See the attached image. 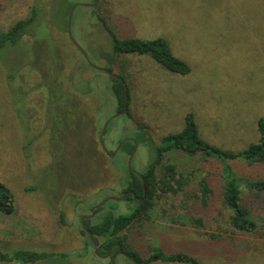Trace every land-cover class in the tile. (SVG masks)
Masks as SVG:
<instances>
[{"label": "rangeland", "instance_id": "rangeland-1", "mask_svg": "<svg viewBox=\"0 0 264 264\" xmlns=\"http://www.w3.org/2000/svg\"><path fill=\"white\" fill-rule=\"evenodd\" d=\"M95 1L0 0V30L29 16L33 5L42 11L37 27L44 32L35 37L36 56L26 49L32 45L26 36L23 47L3 51L4 57L23 64L16 70V79L10 81V67L0 63V181L15 199V212L0 214V251L28 249L68 255L34 264L110 261V257L95 254V247L87 243L80 231L81 219L91 215V207L105 197L122 194L130 153L118 150L110 158L102 150L98 140L101 128L117 111L111 82L66 40L67 6ZM98 16L120 38L165 37L174 55L189 64L190 73L169 72L140 55L116 57L111 68L107 61L112 53L111 38ZM71 32L95 66L127 75L131 115L112 119L103 142L112 153L122 139L138 135L131 160L136 171L143 172L155 159V146L162 137L183 128L187 112H193L202 138L210 144L240 151L257 140L256 123L264 118V0H99L95 7L74 8ZM32 60L42 67H29L27 61ZM34 69L43 70L44 79L61 77L62 90L92 100L88 102L95 119L92 133L83 124L64 134L67 145L49 139V134L57 138L61 129L50 128L53 123L45 117L46 85L36 82L40 78ZM43 121L49 122L48 127L44 128ZM73 146L82 148L81 152L70 151ZM232 164L240 176L264 179V163ZM214 166L209 169L214 171ZM157 174L162 179L153 212L142 224H133L122 233L143 257L158 248L166 254L189 253L201 264H264V191H242V202L258 223L256 234L233 233L228 224L231 212L220 201V178L214 185L213 200L202 208L192 196L198 177L187 183L185 191L172 194L164 192L165 182L170 175H177L161 170ZM186 199L185 208L196 216L205 215L204 228L172 222L178 211L185 212V208L179 209ZM133 207L132 202L111 199L89 220L96 223L109 211L124 214ZM114 264L134 263L118 253Z\"/></svg>", "mask_w": 264, "mask_h": 264}, {"label": "trees", "instance_id": "trees-1", "mask_svg": "<svg viewBox=\"0 0 264 264\" xmlns=\"http://www.w3.org/2000/svg\"><path fill=\"white\" fill-rule=\"evenodd\" d=\"M70 7L71 5L67 6L65 18L67 17ZM41 15L42 11L39 10L37 6L33 5L29 16L17 20L5 30H0V63L2 67H10L9 71L6 70L10 73L7 77L10 78V81L16 79V70L22 67L23 64H16L15 60L4 57L3 51L8 49L14 51L20 46L23 47L22 41L24 37L28 36L32 40V45L26 49L30 48L31 52L36 56L35 51L38 44L34 42L35 37L37 34H42L44 32V30H39V27H37L39 26L38 23ZM98 19L111 38L112 53L110 57L107 58L111 68L116 57L140 55L149 57L169 72L179 75H187L190 73L191 68L189 64L174 55L170 43L165 37L158 36L152 39L137 37L120 38L107 24L104 18L98 16ZM35 28L37 29L35 30ZM66 40L71 46L77 49L70 41L69 37H66ZM76 51L79 50L77 49ZM62 59L64 60V57L60 60ZM12 64L16 65L11 66ZM27 65H29V67L40 66L39 63L33 60L27 61ZM13 67H15V69ZM111 68H109V70H111ZM34 71L37 73L38 78H40V80L38 79L36 82L46 85L43 90L45 95L44 103L47 104V111L44 114L45 117L49 118L53 123L50 128L57 126L61 129L57 138L49 134V139L51 141L60 139L64 145H67L65 138H63L64 134L72 129L76 130L77 128H82L83 124L88 130L90 128L91 132V126L93 127V124H95V119L93 115V106H89L88 102L91 103L92 100L86 101L84 97L83 99L78 98V96L74 95L75 93L71 91L62 90V84L59 81L62 80L60 76L57 80L50 76L44 79L41 74L43 70L34 69ZM118 75L122 80L113 79L107 75L111 82V90L116 99V110L120 111L124 108V96L125 92H127V113L125 115H131V89L128 78L124 73ZM57 88L58 90H56ZM84 112H86L87 115H83ZM47 125H49V122L45 124L43 121L44 128H46ZM63 130L64 132H62ZM256 130L258 134L257 140L251 142L243 150L233 151L224 149L204 140L200 134L193 112H187L184 117L183 128L165 135L162 137L160 144L155 146V159H153L145 170L141 172L143 175V182L137 174L129 170L128 167L125 168L127 180L123 187L122 194L125 192L132 193H128L122 200L132 202L134 204L132 210L124 214H115L109 211L96 223H92L89 219L85 220L88 230L98 239L103 240L98 248V253L106 254L112 243H118L117 246L121 248V253L128 257L134 264H152L157 261L163 263L179 262L183 264H201L195 256L183 251L166 254L158 248H153L149 256L143 257L139 249L129 243L126 235L122 234L133 224H142L143 221L149 218L151 212H153L155 197L158 196L157 186L161 182L160 179H162L159 178L157 174L160 170L165 174L171 173L177 175L176 178L170 175V182H165L166 188H164V192H170L172 194L185 191L187 183L198 177L197 187L192 191V196L199 202L197 204L202 208H207L209 206V203L213 200L216 193L214 185L217 186L218 184L216 183L221 182L220 201L221 204L231 212L228 217V224L231 232L256 234L258 231V223L256 219L253 218L249 207L242 202V191L244 188L253 191L255 194L264 191V179L240 176L235 172L232 164L234 161L264 163V118H259L257 120ZM135 140L139 142L140 139L138 135H135ZM81 149L80 147L75 148L73 146L70 148V151L81 152ZM132 149L133 142L127 140L122 143L119 150L120 152L129 154ZM211 166H214V171L209 169ZM58 171L61 172L60 170ZM217 177L220 178V182L217 181ZM132 194H134V198L137 200L133 198ZM186 205L187 199L184 201V204L180 206L179 210L182 211ZM102 209L103 206L95 209L94 212H100ZM184 211V213L183 211H178V216H176V218H171L172 222L175 221L180 224L192 225L199 229L205 227V215L199 214L196 216L194 215L195 212L193 213L191 209L188 210L187 208H185ZM14 212V194L4 182L0 181V214L12 215ZM164 213H166L165 210ZM80 231L87 238V243L91 245V240L87 233L83 228H81ZM210 236L216 237L217 235L211 234ZM117 250L118 248H113L112 253ZM55 257L64 259L67 258L68 255L65 253L32 251L28 249H16L9 253L0 251V263L34 264Z\"/></svg>", "mask_w": 264, "mask_h": 264}, {"label": "water", "instance_id": "water-1", "mask_svg": "<svg viewBox=\"0 0 264 264\" xmlns=\"http://www.w3.org/2000/svg\"><path fill=\"white\" fill-rule=\"evenodd\" d=\"M98 3V0H96L94 3L92 4H89V3H75L70 9H69V12H68V15H67V21H66V32H67V35L70 39V41L73 43V45L80 51V53L82 54L84 60L86 61V63L93 69L95 70H98V71H101L103 73H105L106 75H108L109 77L113 78V79H118V80H122V78L115 72L107 69V68H101V67H98V66H95L91 61L90 59L88 58L87 54L85 53V51L82 49V47L76 42V40L73 38L72 36V32H71V20H72V14H73V10L76 6L78 5H82V6H90V7H95ZM127 100H128V97H127V92H125V96H124V108L120 111H116L115 113H113L110 117H108L106 119V121L104 122L102 128H101V132H100V135H99V144L102 148V150L104 151V153L112 158L116 155V153L118 152V150L120 149L121 145L123 142L129 140V141H132L133 142V149L131 150L129 156H128V159H127V167L129 170H131L133 173L137 174L140 179L142 180L143 182V175L141 174V172H138L136 171L135 169L132 168V165H131V160L133 158V155L137 149V142L135 139L133 138H124L122 139L118 144L117 146L115 147V149L113 150L112 153H110L105 145H104V142H103V137L105 135V132H106V129H107V126L109 124V122L118 117V116H122V115H125L127 113ZM128 193H132V192H125L123 194H121L120 196L118 197H105L102 201H100L99 203L95 204L94 206L91 207L90 209V212H91V215L94 213V210L103 206L108 200H122L124 199ZM133 195V198H134V194ZM135 200H137L136 198H134ZM91 215H86V216H83L82 219H81V226L83 228V230L87 233V235L89 236L90 240H91V243L92 245L95 247V254H98V248H99V241L98 239L96 238V236H94L87 228L86 224H85V220L86 219H89L91 217ZM118 247V250H117V253H115L114 255H111V249L112 247H110V251L104 255V257H109L111 255V261H110V264H114V260L116 258V256L118 255V253H121V248L119 246Z\"/></svg>", "mask_w": 264, "mask_h": 264}, {"label": "flooded vegetation", "instance_id": "flooded-vegetation-1", "mask_svg": "<svg viewBox=\"0 0 264 264\" xmlns=\"http://www.w3.org/2000/svg\"><path fill=\"white\" fill-rule=\"evenodd\" d=\"M98 1H99V0H98ZM96 238H97V237H96ZM97 239H98V238H97ZM100 243H101V242H99V246H100ZM117 245H118V243H112L110 247H112V249H113V248H118ZM112 249H111V255L113 254V253H112ZM109 251H110V249H109ZM109 251H108V252H109ZM108 252H107V253H108ZM104 255H106V254H102L103 258H104ZM111 255L109 256V257H110V261H111ZM110 261H109V263H110Z\"/></svg>", "mask_w": 264, "mask_h": 264}]
</instances>
